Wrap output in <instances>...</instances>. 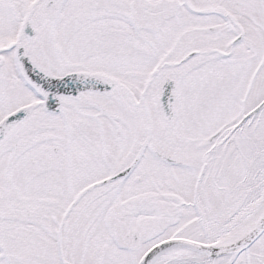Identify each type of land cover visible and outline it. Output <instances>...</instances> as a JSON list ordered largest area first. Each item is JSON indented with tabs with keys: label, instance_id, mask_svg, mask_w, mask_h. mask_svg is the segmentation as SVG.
<instances>
[{
	"label": "snow or ice",
	"instance_id": "obj_1",
	"mask_svg": "<svg viewBox=\"0 0 264 264\" xmlns=\"http://www.w3.org/2000/svg\"><path fill=\"white\" fill-rule=\"evenodd\" d=\"M0 264H264V0H0Z\"/></svg>",
	"mask_w": 264,
	"mask_h": 264
}]
</instances>
